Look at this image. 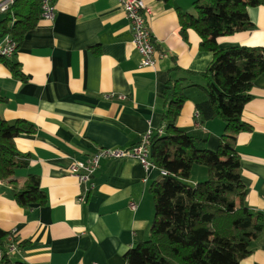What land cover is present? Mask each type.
I'll use <instances>...</instances> for the list:
<instances>
[{
	"label": "crops",
	"instance_id": "obj_1",
	"mask_svg": "<svg viewBox=\"0 0 264 264\" xmlns=\"http://www.w3.org/2000/svg\"><path fill=\"white\" fill-rule=\"evenodd\" d=\"M198 1L146 0L154 13L157 63L152 69L140 68L120 0H56L54 20L41 18L12 59L24 77H14L0 63V93L6 99L0 116L10 124L26 120L36 129L16 140L30 162L18 172L17 187L0 185V228L14 235V262L128 264L127 252L148 239L156 214L151 188L162 181V170L146 171L134 159H104L92 177L95 188L88 192L89 185L71 176L70 167L102 148L131 149L147 131L164 129V93L171 79L206 87L202 74L213 54L200 50L196 32L190 30L184 38L180 26L181 14L196 15ZM248 14L254 29L219 39L221 48H264V6L250 8ZM187 95L177 126L216 151L224 122L198 125L196 105L206 97L194 87ZM251 96L242 120L252 131L238 136L236 151L245 205L264 214V73ZM31 176L39 178L48 196L44 207L22 208L15 202L14 192ZM207 178L206 168L196 166L190 183ZM241 264H264V223Z\"/></svg>",
	"mask_w": 264,
	"mask_h": 264
},
{
	"label": "trees",
	"instance_id": "obj_2",
	"mask_svg": "<svg viewBox=\"0 0 264 264\" xmlns=\"http://www.w3.org/2000/svg\"><path fill=\"white\" fill-rule=\"evenodd\" d=\"M41 2L17 0L0 22V41L11 36L20 47L25 36L39 25ZM194 6L196 15L180 16L181 33L186 38L190 30L196 32L201 39L200 50L213 54L212 63L202 74L207 85L185 86L186 81L171 79L165 90L164 134H156L152 140V162L168 175L151 188L155 219L148 239L127 252L128 264H241L263 230L264 214L245 205L246 190L236 144L239 135L252 131L243 122L242 114L252 100L256 80L264 73V48H221L218 41L252 31L248 10L264 6V0H199ZM0 63L14 77H24L12 60L0 58ZM193 87L206 97L196 105L197 124L215 119L225 124L216 151L206 148V140L177 126L189 100L187 90ZM5 101L0 93V105ZM35 132V126L26 120L10 124L0 116L2 183L17 187L18 172L27 169L30 162L16 140ZM196 166L206 168L208 178L193 185L190 182ZM14 198L22 208L48 204L36 176L29 177L24 187L14 192ZM10 235L0 228L1 264H27L13 261Z\"/></svg>",
	"mask_w": 264,
	"mask_h": 264
},
{
	"label": "built area",
	"instance_id": "obj_3",
	"mask_svg": "<svg viewBox=\"0 0 264 264\" xmlns=\"http://www.w3.org/2000/svg\"><path fill=\"white\" fill-rule=\"evenodd\" d=\"M17 0H5L0 3V13H7ZM56 0H42L41 18L46 21H53L56 15ZM120 7L125 13L133 35V44L141 56L140 68H155L156 61V44L151 30V20L153 16L152 9L147 5L146 0H120ZM18 52V45L11 36H6L0 41V58L12 60ZM198 118V114L196 115ZM156 134H164V129L157 133L152 130L147 131L138 145L128 150L121 149H100L92 155L87 161L74 160L70 167V175L75 177L81 185H89L87 191H92L95 187L92 184V177L99 169L100 163L104 159L125 160L134 159L148 171L155 167L152 162V140ZM168 172L162 170V176L165 177ZM0 185L2 182L0 181ZM80 201H85L81 197ZM135 209V205H132ZM10 242L9 253L17 251V244L14 235L9 236ZM2 252L0 251V259Z\"/></svg>",
	"mask_w": 264,
	"mask_h": 264
},
{
	"label": "rangeland",
	"instance_id": "obj_4",
	"mask_svg": "<svg viewBox=\"0 0 264 264\" xmlns=\"http://www.w3.org/2000/svg\"><path fill=\"white\" fill-rule=\"evenodd\" d=\"M4 17V14L0 13V20Z\"/></svg>",
	"mask_w": 264,
	"mask_h": 264
},
{
	"label": "water",
	"instance_id": "obj_5",
	"mask_svg": "<svg viewBox=\"0 0 264 264\" xmlns=\"http://www.w3.org/2000/svg\"><path fill=\"white\" fill-rule=\"evenodd\" d=\"M1 3V2H0Z\"/></svg>",
	"mask_w": 264,
	"mask_h": 264
}]
</instances>
